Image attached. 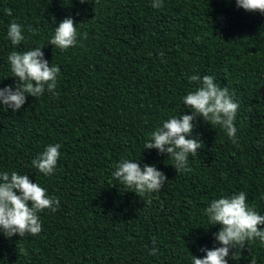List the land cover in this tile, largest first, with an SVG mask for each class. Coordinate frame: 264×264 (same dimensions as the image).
Instances as JSON below:
<instances>
[{
    "label": "trees",
    "instance_id": "obj_1",
    "mask_svg": "<svg viewBox=\"0 0 264 264\" xmlns=\"http://www.w3.org/2000/svg\"><path fill=\"white\" fill-rule=\"evenodd\" d=\"M67 16L78 43L59 50L48 42ZM13 21L25 37L16 46L7 38ZM40 46L60 67L57 94L0 108V173L26 174L60 206L38 213L39 235L0 232V264H192L201 248L219 246L220 225L205 214L212 200L243 191L264 215V14L235 0H163L160 9L152 0H0V88L15 87L8 55ZM192 75H211L233 94L237 139L197 117L193 136L204 146L190 171L176 172L166 153L143 147L163 121L191 114L182 97L197 87ZM49 144L61 154L44 176L31 161ZM121 159L154 165L168 180L143 197L125 191L112 176ZM232 251L228 264H264L258 239Z\"/></svg>",
    "mask_w": 264,
    "mask_h": 264
},
{
    "label": "clouds",
    "instance_id": "obj_2",
    "mask_svg": "<svg viewBox=\"0 0 264 264\" xmlns=\"http://www.w3.org/2000/svg\"><path fill=\"white\" fill-rule=\"evenodd\" d=\"M235 4L245 11L264 14V0H235ZM162 6L163 0H152L153 8L160 9ZM5 13L11 16L12 10L5 9ZM76 25L77 22L71 16L63 18L55 27L48 44L59 50L75 47L78 43ZM7 38L12 45H19L25 39L22 26L11 22L7 28ZM42 47L25 52L12 51L8 55L10 70L16 81L14 88L12 85L0 88V108H10L16 112L26 103L29 95L39 97L45 90L57 94L55 88L60 67L44 58ZM160 55L163 56V53ZM188 80L197 85L182 97L185 108L190 109L191 114H181L179 118L174 116L163 121L149 134L143 147L156 149L159 154L166 153L167 157H171L176 172L190 171L189 158L196 156L204 146L199 135L193 136L197 117H202L211 126H221L233 143L237 139L234 120L239 104L229 89L220 87L211 75H192ZM60 148V144H49L31 161L32 166L44 176L52 175L61 154ZM113 167V178L122 184L125 191H132L139 197L159 192L168 180L165 173L154 165L144 164L141 167L133 160L121 159ZM246 201L247 197L241 191L230 197L221 196L209 203L205 214L209 225H220L218 232L214 233L219 246L201 248L200 251L205 255H192V264H228L227 257H232L233 249H243L246 242L254 239L264 244V227H261L264 225V215L258 214ZM59 206L58 198L49 196L46 189L30 180L26 174L16 171L0 173V232L4 237L39 235L42 224L38 213L45 209L55 212ZM156 252L153 246L149 254L155 255ZM250 264H256L255 259Z\"/></svg>",
    "mask_w": 264,
    "mask_h": 264
}]
</instances>
